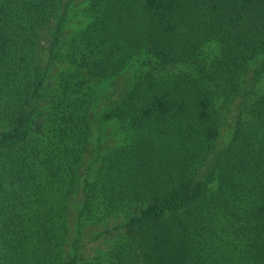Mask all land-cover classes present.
<instances>
[{
    "label": "trees",
    "instance_id": "16d2710c",
    "mask_svg": "<svg viewBox=\"0 0 264 264\" xmlns=\"http://www.w3.org/2000/svg\"><path fill=\"white\" fill-rule=\"evenodd\" d=\"M263 74L264 0H0V264H264Z\"/></svg>",
    "mask_w": 264,
    "mask_h": 264
},
{
    "label": "rangeland",
    "instance_id": "374dc122",
    "mask_svg": "<svg viewBox=\"0 0 264 264\" xmlns=\"http://www.w3.org/2000/svg\"><path fill=\"white\" fill-rule=\"evenodd\" d=\"M72 21L73 22H70V26L67 27V28H70V29L74 28L79 23V19H77V18L72 19ZM132 72L133 71H130V70L126 71V73H124V75L121 74L118 77H116L115 80L109 82L108 85L106 84V87H100V91H98L99 92V97H100V102L97 105V107H99V106L107 107V106L111 105L112 102H114L116 97L118 96L121 87L123 85L125 86V83H127L128 80L131 78ZM251 73H252V71L250 70V73H249V76H248V83L249 84L253 80V78L251 76ZM263 83H264V74L259 80L255 81L254 85H258V84L261 85ZM236 101L233 104H231L228 107V109H227V111L230 110V112L228 114L230 116H233V114L235 113ZM231 118L232 117L227 116L228 120L231 119ZM110 129H112V128H110V126H108L107 129H105L106 133L108 131H111ZM106 136L109 138V134L106 135ZM107 137H106L105 145H107V143H108V138Z\"/></svg>",
    "mask_w": 264,
    "mask_h": 264
}]
</instances>
